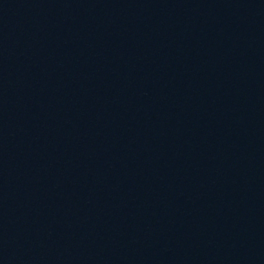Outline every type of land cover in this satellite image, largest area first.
<instances>
[{"label": "water", "instance_id": "water-1", "mask_svg": "<svg viewBox=\"0 0 264 264\" xmlns=\"http://www.w3.org/2000/svg\"><path fill=\"white\" fill-rule=\"evenodd\" d=\"M0 264H264V0H0Z\"/></svg>", "mask_w": 264, "mask_h": 264}]
</instances>
